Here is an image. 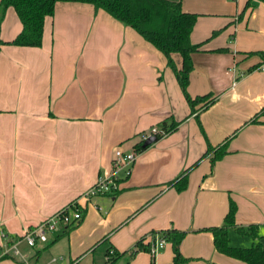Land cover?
I'll return each instance as SVG.
<instances>
[{
    "label": "crops",
    "instance_id": "0c3cea01",
    "mask_svg": "<svg viewBox=\"0 0 264 264\" xmlns=\"http://www.w3.org/2000/svg\"><path fill=\"white\" fill-rule=\"evenodd\" d=\"M181 9L198 15L190 42L202 43L191 56L187 92L215 99L197 110L204 135L164 55L89 4L58 2L40 47L1 46L0 250L17 238L18 254L0 264H104L106 251L93 258L100 242L123 253L139 241L149 247L167 229L188 231L180 251L191 264H246L216 252L203 231L222 225L230 201L236 226L258 227V239L244 235L249 245L264 247V117L249 122L264 107V59L255 54L264 53V3L181 0ZM21 29L8 8L0 39L10 42ZM172 58L179 69L181 57ZM170 117L179 125L136 155L119 194L81 198L109 172L114 151L133 152ZM225 141L226 154L211 163ZM208 145L213 150L203 156ZM185 170L184 191L166 185ZM72 203L85 210L77 227L32 247L22 240ZM230 232L229 244L238 246ZM172 256L166 242L153 258L169 264ZM151 259L139 251L127 264Z\"/></svg>",
    "mask_w": 264,
    "mask_h": 264
},
{
    "label": "trees",
    "instance_id": "16d2710c",
    "mask_svg": "<svg viewBox=\"0 0 264 264\" xmlns=\"http://www.w3.org/2000/svg\"><path fill=\"white\" fill-rule=\"evenodd\" d=\"M255 1L264 3V0ZM58 2L89 4L95 11L102 10L114 20L134 30L147 43L161 52L166 58L167 66L173 71L181 93L190 108V116L195 115L201 132L204 135L198 120L197 110H206L214 104L215 99L210 94L191 98L187 92L189 75L193 71L191 56L202 46V43L193 45L190 42V35L198 18L197 14L183 12L181 0H0V28L8 8L14 9L22 26L20 33L12 41L3 42L0 39V48L5 44L20 47H40L42 44L44 21L47 17L53 15L55 5ZM253 5L249 1L245 8ZM221 31L222 29L213 31L211 37L216 36ZM173 54H178L181 57L179 69L173 61ZM255 54L260 55L264 59V53L259 52ZM199 105V109H196ZM260 117H264V107L249 122L257 124ZM179 123L171 120V117L163 120L160 123L159 132L152 135L155 138L154 143L162 135H167L174 131ZM143 142L142 140L133 146V153L135 155H138L150 146L143 147ZM226 142L214 150L211 163H214L226 154ZM212 150L213 147L208 145L206 153L203 156H206ZM187 174L188 170H185L179 178L166 185L175 188L177 192L184 191L187 188ZM119 192L120 190H116L113 196H116ZM78 207L84 213L85 210L80 208V206ZM235 213L236 206L230 201L222 225L203 229V231L212 234L213 246L216 252L245 262L246 264H264V247L261 243L258 242L246 248L232 247L229 244V230L231 229L239 235H249L252 239L259 238L258 227L256 225H250L247 228L235 225ZM70 226H67L68 230L73 228ZM185 234L184 231L177 229L161 231L160 236L171 245L173 256L169 264H190V260L185 258L180 252V244ZM16 239L12 238L8 241L7 246H11L16 242ZM139 251L148 252V246H143L142 241L137 242L135 248L123 253H118L110 247L106 250L105 256L107 260L104 264H114L119 258L127 254L131 259ZM149 264H155L153 257Z\"/></svg>",
    "mask_w": 264,
    "mask_h": 264
},
{
    "label": "built area",
    "instance_id": "2783aa9c",
    "mask_svg": "<svg viewBox=\"0 0 264 264\" xmlns=\"http://www.w3.org/2000/svg\"><path fill=\"white\" fill-rule=\"evenodd\" d=\"M158 132L159 130L152 129L151 135L144 136L142 140L145 141L147 138L152 137V135ZM114 155L115 157L112 160L111 171L104 174L103 176H100L94 183V185H92V187H90L85 192L84 197L112 195L116 190H118L120 184L119 182L124 178L129 177L136 155L133 152L126 153L120 150H116L114 152ZM81 215L82 212L79 210L77 204L72 203L71 205L64 207L47 219L41 221L38 225L27 229L23 234L22 240L29 247L34 246L37 241L46 243L48 240V234H56L62 228L77 224L81 220ZM2 237L6 239L4 235H2ZM165 244L166 241L162 237L154 239V241L149 244V254L154 257L157 252L164 248ZM10 253L18 254L15 244L11 246L6 245L4 247V250L0 253V258Z\"/></svg>",
    "mask_w": 264,
    "mask_h": 264
},
{
    "label": "rangeland",
    "instance_id": "374dc122",
    "mask_svg": "<svg viewBox=\"0 0 264 264\" xmlns=\"http://www.w3.org/2000/svg\"><path fill=\"white\" fill-rule=\"evenodd\" d=\"M218 35V34H217ZM216 35V36H217ZM216 36H214V37H216ZM210 38H213V37H210ZM154 129H157V130H160V123H158L157 125H156V128H154ZM148 134V136L149 135H151V133H147ZM141 141V140H140ZM139 141V142H140ZM137 143V142H136ZM115 152V151H114ZM114 157H115V155H114V153H113V156H112V159H111V162H110V170H109V172L111 171V169H112V160L114 159ZM84 195H85V192H83L82 194H81V198H86V199H94V197H84ZM97 196H95V198H96ZM102 209H103V211H102V218H103V212L105 211V210H107L109 207H106V206H104V207H101ZM75 225H78V224H73V225H71L70 227H73L72 229H74V227H77V226H75ZM72 229H70V230H72ZM181 231V230H180ZM186 234H185V237H186V235L188 234V231L187 230H183ZM230 236H231V238H232V240L234 239L235 241H236V243L234 242V241H232V244H239L238 246H236V245H231L232 247H242V248H246V247H249L250 245V243H251V239H250V237H246V236H244V235H239V234H236V233H232V232H230ZM184 237V238H185ZM153 238V241H154V239H155V236H153L152 237ZM158 238H161V236L160 235H158L157 237H156V239H158ZM152 242V241H151ZM6 246V245H5ZM109 248V243L108 242H105V243H103V244H101V242L97 245V246H95L94 247V253H93V258L96 260V258H98V257H102V254L104 253V251H106L107 249ZM4 250V249H3ZM3 250H0V253L3 251ZM181 252V251H180ZM124 256V257H123ZM122 257H121V259L119 258L114 264H127V262H129V261H131L132 259H130L129 258V256L128 255H123ZM187 258V257H186ZM189 260H190V264H191V261H192V259H190V258H188ZM98 262H100V261H98ZM96 264H101V262L100 263H96Z\"/></svg>",
    "mask_w": 264,
    "mask_h": 264
},
{
    "label": "water",
    "instance_id": "95a60500",
    "mask_svg": "<svg viewBox=\"0 0 264 264\" xmlns=\"http://www.w3.org/2000/svg\"><path fill=\"white\" fill-rule=\"evenodd\" d=\"M154 141H155V138H154V137H149V138H147V139L143 142L142 146H143V147H147V146L153 144Z\"/></svg>",
    "mask_w": 264,
    "mask_h": 264
}]
</instances>
